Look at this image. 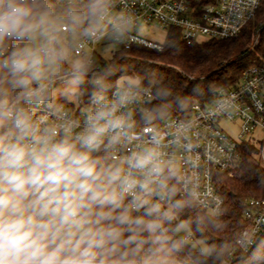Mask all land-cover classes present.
Masks as SVG:
<instances>
[{
    "label": "clouds",
    "instance_id": "1",
    "mask_svg": "<svg viewBox=\"0 0 264 264\" xmlns=\"http://www.w3.org/2000/svg\"><path fill=\"white\" fill-rule=\"evenodd\" d=\"M105 12L104 0L66 14L0 0V264H158L165 251V224L182 206L169 185L177 170L156 136L117 154L137 139L126 109L138 81L111 100L94 92L83 124L51 102L57 77L73 90L82 83L87 68L74 55Z\"/></svg>",
    "mask_w": 264,
    "mask_h": 264
},
{
    "label": "built area",
    "instance_id": "2",
    "mask_svg": "<svg viewBox=\"0 0 264 264\" xmlns=\"http://www.w3.org/2000/svg\"><path fill=\"white\" fill-rule=\"evenodd\" d=\"M90 0H42L52 8L71 7ZM262 0H104L106 12L99 21L95 35L82 36L75 56L87 68L88 88L99 86L100 70L96 60V45L105 36L110 42L117 43L123 51L133 46L149 50H162L161 44H154L135 36L129 29L138 24H155L165 29H176L180 40L187 45L204 40H227L237 36L254 19ZM264 21L259 23L250 52L260 42ZM86 76V75H84ZM64 83L57 78L53 87ZM124 88L129 85L122 86ZM117 86L109 90L94 91L111 100ZM81 87L77 105L57 101L59 107L72 119L81 124L95 105L91 97ZM135 102L128 105L133 113L134 132L137 139L117 149L124 158L132 151H141L150 146L153 136L160 139V158L166 165L177 170L180 178L174 180L178 197L191 201L213 219H217L223 201L216 189V176L231 174L239 160V145L249 143L254 146L260 164L264 167V51L251 65L240 74L235 87L218 93L216 101L209 106L193 104L187 117H172L155 126L144 120V114L153 99L149 86L137 83L132 86ZM37 117L42 111L37 112ZM54 122V118H50ZM221 122L236 123L238 130L235 138L221 128ZM103 155V153H101ZM163 205L166 202H162ZM244 218L249 225L239 232L234 243L241 254H247L253 247L256 237L264 227V202L253 198L246 201ZM184 242L192 243L189 235ZM229 256L231 254L229 253Z\"/></svg>",
    "mask_w": 264,
    "mask_h": 264
},
{
    "label": "trees",
    "instance_id": "3",
    "mask_svg": "<svg viewBox=\"0 0 264 264\" xmlns=\"http://www.w3.org/2000/svg\"><path fill=\"white\" fill-rule=\"evenodd\" d=\"M89 4L90 1L59 10L75 9L84 13ZM263 21L264 0L254 19L237 36L227 40H204L187 45L180 40L178 30L168 29L160 52L133 46L124 51V54L134 58L131 61L114 64L113 61H98L99 78L104 90L116 86L122 77L151 87L153 99L144 120L152 125L157 126L172 117H187L193 104L209 106L216 101L220 91L236 86L241 72L254 60L246 65H242L241 61L256 50L261 51L264 46L263 27L259 44L250 52L257 26ZM81 86L89 94L101 90L99 86L90 89L85 83ZM215 182L223 201L217 219L193 202L182 200L178 193L173 197L172 203L181 201L182 206L174 209V219L165 224L169 238L166 249L179 264H264V227L247 254H241L234 243L239 232L249 225L244 218L246 201L253 198L264 202V167L254 146L249 143L239 145V160L232 173L216 176ZM169 185L177 190L174 180H170ZM164 207L168 208L169 203L166 202ZM180 224L187 226L192 241L206 245L208 256H203L191 243L176 237L175 230Z\"/></svg>",
    "mask_w": 264,
    "mask_h": 264
},
{
    "label": "rangeland",
    "instance_id": "4",
    "mask_svg": "<svg viewBox=\"0 0 264 264\" xmlns=\"http://www.w3.org/2000/svg\"><path fill=\"white\" fill-rule=\"evenodd\" d=\"M54 11L58 14H66L69 10H59L60 8H53ZM62 9V8H61ZM85 26H87L85 24ZM99 28V25L96 26ZM128 30L134 34L135 36L143 39L144 41L154 43V44H162L165 41L168 29L159 27L155 24H149V25H143V24H138L136 25L133 29ZM251 48V47H250ZM264 49V46L261 48V51ZM261 51H255L253 55L248 57L247 59H244L241 61L242 65H246L250 63L252 60H255L256 57H259L261 55ZM74 59L81 62L83 64V61L78 58L77 56L74 55ZM96 60L102 59L106 62H112L118 63L120 61H131L134 58L124 54V51L122 50L121 46L117 43H112L110 42V37L105 36L103 37L96 45ZM65 70L68 69V65H65ZM64 74L62 73L61 76ZM86 76L82 77V83H84L87 79V72L85 74ZM61 78V77H57ZM129 81H136L130 78L122 77L120 78L117 83V85H120L121 87L124 85H129ZM80 83L75 89H71L68 87V85L64 82L61 83L55 87L52 88V98L57 101H64V102H71L74 105H77L78 98L77 94L82 87ZM136 85V84H134ZM220 128L228 134L230 137L235 138L237 134V124L234 123H229V122H221L220 123ZM175 235L177 238L180 240H183L184 238L188 237L190 235V231L185 226L184 224H180L176 230H175ZM194 249L199 251L203 256H208L209 255V250L206 247L205 244H203L200 241H192L190 244ZM232 255H234V251L231 252ZM157 261L158 264H179L175 262L171 254L168 252V250L165 248V251L160 252L157 254Z\"/></svg>",
    "mask_w": 264,
    "mask_h": 264
}]
</instances>
